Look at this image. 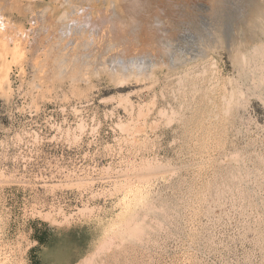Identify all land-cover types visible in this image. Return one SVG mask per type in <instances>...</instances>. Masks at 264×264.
<instances>
[{
    "label": "rangeland",
    "instance_id": "rangeland-1",
    "mask_svg": "<svg viewBox=\"0 0 264 264\" xmlns=\"http://www.w3.org/2000/svg\"><path fill=\"white\" fill-rule=\"evenodd\" d=\"M84 1L0 0V13L9 24L0 32V264H30L33 229L41 223L80 231L82 243L90 244L85 258L92 264H264V95H260L264 94V0H218V4L217 0H199L200 4L198 0H150L148 9L145 5L125 13V18L120 14L124 27L118 23L116 27L122 32L114 29L119 36L125 33L124 39L109 31L115 27L110 22L91 31V38L89 32L80 33L71 24L70 33L60 38L59 28L70 23L75 3L89 6ZM113 1L97 0L96 16L102 10L104 19L117 18L109 8ZM149 8L151 12H147ZM204 9L208 11L202 12ZM206 13L214 14L213 18ZM257 18L263 20L262 26ZM157 28H164L162 40L168 38L161 47L149 40L152 29ZM106 30L109 33L105 34ZM89 38L92 42L86 40ZM83 41L88 42V48ZM103 42L110 47L102 46L106 45ZM239 48L245 59L235 56ZM116 69L125 70V77L119 78ZM244 75L248 77L245 82ZM227 184L234 186L228 188ZM130 186L140 187L145 205L152 204L147 210L142 203L134 205L137 213L129 215L128 227L135 225L143 234L137 232L139 239H133L129 232L130 239L128 227L122 223L120 227L126 229H120L122 235L118 231L104 240L105 228L122 210L124 195L125 199H136L137 191ZM98 246H104L103 251Z\"/></svg>",
    "mask_w": 264,
    "mask_h": 264
},
{
    "label": "bare ground",
    "instance_id": "bare-ground-1",
    "mask_svg": "<svg viewBox=\"0 0 264 264\" xmlns=\"http://www.w3.org/2000/svg\"><path fill=\"white\" fill-rule=\"evenodd\" d=\"M86 1L89 2V4H88L89 6H86V5H80V4L76 5V3H75V5H74V9H71V10H73L72 12H73V15H74V16H73L72 18H69V22H70V23H68V24H67V23H63L64 26L62 25V27H66V28H59V29H61V35L59 36L60 38H62L66 33L68 34V32H69L68 30L72 27L71 24H73L74 27L78 28V29L80 30V33H81V31H82V32H89V33H88V35H89V34H92V33L95 31V28H96V27H98V28L100 27L99 29H101V27H102L104 24H106L107 22H110V23H111L113 26H115V27H113L112 29L109 27V28L111 29V30H109V31H110V32H114V33L116 34L115 31L119 30V27H118V29H117L116 24H117V26H118V23H119V24H120V23L123 24V22H122V20H121V18H120V14H121V13L123 14V16H121V17H124L125 13H128V12L130 13V12H133V11H137L139 8H141V7H143V6L145 7V5H147V6H146L147 9H148L149 6H151V4L148 5V2H149L150 0H123V1H122V0H117V1L114 0V1L112 2V6L109 7V8H110V10L113 11V13H114L113 15H115L117 18H115V17L113 16V17H112V20H110V19L108 20V19H104V18L102 17V15H101L102 13L100 12V11H102V10H100V11L97 13V16H96V13H95V9H94V7L97 6V2H96L97 0H96V1H95V0H86ZM86 1H84L83 3H85ZM104 1H105V0H104ZM110 1H112V0H110ZM118 1H121V3L119 2V4H117ZM158 1H160V0H158ZM166 1H168V0H166ZM170 1H171V0H170ZM170 1H169V2H170ZM198 1H199V0H198ZM198 1H197V2H198ZM222 1H224V0H222ZM222 1H221V2H222ZM225 1H226V0H225ZM229 1H230V0H229ZM229 1H228V3H229ZM234 1H235V0H234ZM240 1H243V2H244V0H240ZM6 2H7V1H6ZM93 2H94V3H93ZM101 2H102V1H101ZM152 2H153V1H152ZM175 2H176V1H175ZM211 2H212V1H211ZM215 2H217V4H218V0L215 1ZM219 2H220V1H219ZM231 2H232V1H231ZM231 2H230V4H231ZM235 2H239V1H235ZM235 2H234V4H235ZM245 2H246V1H245ZM245 2H244V3H245ZM66 3H68V2H66ZM154 3H155V2H154ZM185 3H186V2H185ZM206 3H207V2H206ZM225 3H227V2H225ZM225 3H224V4H225ZM228 3H227V4H228ZM241 3H242V2H241ZM241 3H239V4L241 5ZM262 3H264V2H262ZM13 4H14V3H13ZM30 4H31V3H30ZM60 4H61V3H60ZM159 4H160V2H159ZM159 4H158V5H159ZM188 4H189V3H188ZM199 4H200V1H199ZM203 4H204V2H203ZM210 4H211V3H210ZM221 4H222V3H221ZM224 4H222V5H224ZM239 4H238V5H239ZM256 4H257V3H256ZM72 5H73V4H72ZM72 5H71V6H72ZM79 5H80V6H79ZM98 5H99V4H98ZM108 5H110V3H109ZM108 5H107V6H108ZM155 5H156V4H154L153 6H155ZM167 5H168V4H167ZM222 5H221V6H222ZM235 5H236V4H235ZM235 5H234V6H235ZM244 5H245V4H244ZM8 6H9V5H8ZM24 6H25V5H24ZM101 6H102V5H101ZM107 6H105V7H107ZM160 6H161V5H160ZM160 6H159V7H160ZM205 6H206V4H205ZM217 6H220V5H217ZM217 6H216V7H217ZM225 6H227V5H225ZM242 6H243V4H242ZM256 6H257V5H256ZM256 6H255V7H256ZM14 7L16 8V6H14ZM144 7H143L142 9H144ZM155 7H156V6H155ZM157 7H158V6H157ZM159 7H158V8H159ZM170 7H171V6H170ZM207 7H208V6H207ZM228 7H229V6H228ZM228 7H227V8H228ZM239 7H240V6H239ZM11 8H13V7H11ZM20 8H21V7H20ZM101 8L104 9V6H102ZM146 8H145V11L147 10ZM150 8H151V7H150ZM150 8H149V10H148L147 12H149V11L152 9V8H151V9H150ZM162 8H163V7H162ZM182 8H184V7H182ZM203 8H204V5H203ZM205 8H206V7H205ZM219 8H220V7H219ZM222 8H225V9H226V7H224V6H223ZM222 8H221V10H222ZM230 8H235V7L232 6V7H230ZM241 8H242V7H241ZM9 9H10V7H9ZM97 9H98V7H97ZM97 9H96V10H97ZM105 9H106V8H105ZM166 9H167V8H166ZM197 9H198V8H197ZM208 9H209V8H208ZM225 9H223V10H225ZM235 9H236V8H235ZM262 9H264V6H263ZM107 10H108V8H107ZM182 10H183V9H182ZM216 10H217V9H216ZM223 10H222V11H223ZM228 10H229V9H228ZM230 10H231V9H230ZM232 10H233V9H232ZM238 10H239V9H238ZM97 11H98V10H97ZM145 11H144V12H145ZM169 11H170V10H169ZM171 11H172V10H171ZM184 11H185V10H184ZM200 11H201V10H200ZM204 11H208V10L204 9L202 12H204ZM222 11H221V12H222ZM236 11H237V10H236ZM242 11H243V9H242ZM242 11H241V12H242ZM256 11H257V10H256ZM262 11H263V10H262ZM0 12H1V11H0ZM64 12H65V10H64ZM64 12L61 14V15L64 14L62 17L65 16V13H64ZM141 12H143V11H141ZM141 12H140V13H141ZM144 12H143V14H144ZM150 12H151V11H150ZM153 12L156 13V11H153ZM210 12H211V11H210ZM210 12H207V13L210 14ZM219 12H220V11H219ZM225 12H226V11H225ZM234 12H235V11H234ZM263 12H264V11H263ZM44 13H45V12H44ZM66 13H67V12H66ZM134 13H135V12H134ZM155 13H154V15H155ZM157 13H158V12H157ZM159 13H160V12H159ZM169 13H170V12H169ZM172 13H173V12H172ZM182 13H183V12H182ZM190 13H191V12H190ZM194 13H195V12H194ZM194 13H193V14H194ZM199 13H200V12H199ZM207 13H206V16H208ZM213 13L215 14V11H214ZM232 13H233V12H232ZM259 13H260V12H259ZM261 13H262V12H261ZM0 14H1V13H0ZM41 14H42V13H41ZM67 14H68V13H67ZM70 14H71V12H70ZM136 14H138V13H136ZM143 14H142V15H143ZM146 14H147V13H146ZM146 14H144V15H146ZM173 14H176V13L174 12ZM177 14H179V13H177ZM202 14H203V13H202ZM214 14H212V15H214ZM223 14H224V13H223ZM61 15H60V16H61ZM68 15H69V14H68ZM68 15H67V16H68ZM99 15H100V16H99ZM111 15H112V14H111ZM127 15H128V14H127ZM148 15H149V14H148ZM148 15H147V16H148ZM150 15H151V14H150ZM154 15H152V17H153ZM170 15H171V14H170ZM204 15H205V14H204ZM212 15H211V16H212ZM227 15H228V13H227ZM236 15H237V14H236ZM241 15H242V14H241ZM249 15L252 16V13L249 14ZM249 15H248L247 17H249ZM255 15L258 16V14H255ZM260 15H261V14H260ZM40 16H41V15H40ZM98 16L100 17L99 19L97 18ZM135 16H136V15H135ZM137 16H138V15H137ZM139 16H140V14H139ZM160 16H161V15H160ZM163 16H164V18H165V15H164V14H163ZM188 16H189V15H188ZM211 16L209 15L208 17H211ZM243 16H244V15H243ZM243 16H242V17H243ZM253 16H254V15H253ZM262 16H263V13H262ZM262 16H259V17L261 18ZM36 17H37V16H36ZM42 17H43V16H42ZM62 17H61V18H62ZM95 17H96V18H95ZM125 17H126V16H125ZM125 17H124V18H125ZM130 17H131V16H129V18H130ZM150 17H151V16H150ZM155 17H156V16H155ZM155 17H154V18H155ZM170 17H171V16H170ZM215 17H216V16H215ZM229 17H230V18H234L235 16H234V17H231V16L229 15ZM247 17H246V18H247ZM56 18H57V17H56ZM56 18H55V19H56ZM58 18H60V17H58ZM64 18H65V17H64ZM64 18H62V19L64 20ZM94 18L97 19V20H95ZM105 18H106V16H105ZM110 18H111V17H110ZM124 18H123V19H124ZM129 18H128V19H129ZM147 18L149 19V17H147ZM156 18H158V17H156ZM180 18H181V17H180ZM185 18H186V17H185ZM198 18H199V17H198ZM205 18H206V17H205ZM211 18H213V17H211ZM218 18H219V17H218ZM236 18H237V17H236ZM254 18H256V17H254ZM260 18H259V20H260ZM47 19H48V21H50V17H49V18L47 17ZM66 19H67V18H66ZM66 19H65V20H66ZM100 19H101V20H100ZM133 19H134V18H133ZM160 19H163V18L160 17ZM222 19H223V18H222ZM241 19H242V18H241ZM247 19H248V18H247ZM247 19H246V20H247ZM251 19H252V18H251ZM251 19H250V20H251ZM263 19H264V16H263ZM11 20H12V19H11ZM11 20H10V21H11ZM29 20H30V19H29ZM33 20H34V19H33ZM56 20H57V19H56ZM149 20H150V19H149ZM151 20H152V18H151ZM165 20H166V18H165ZM174 20H176V19H174ZM218 20H219V19H218ZM229 20H230V19H229ZM234 20H235V19H234ZM238 20H239V19H238ZM242 20H243V19H242ZM244 20H245V19H244ZM248 20H249V19H248ZM248 20H247V22H249ZM255 20H256V22H258V23H259L260 21H262V23H259V25L261 24V26H262V24H263V20L257 21L258 18L255 19ZM36 21H37V20H36ZM59 21H60V20H59ZM124 21H125V20H124ZM127 21H128V20H127ZM127 21H126V22H127ZM132 21H135V20H132ZM146 21H147V20H145V24H147ZM162 21H163V20H162ZM162 21H161V22H162ZM167 21H169V20H167ZM172 21H173V20H172ZM179 21H180V20H179ZM182 21H183V20H182ZM200 21H202V20L199 19V22H200ZM216 21H217V20H216ZM252 21H254V20L252 19ZM151 22H152V21H151ZM157 22H159V18H158ZM190 22H191V21H190ZM196 22H197V21H196ZM212 22H213V21H212ZM233 22H234V21H233ZM53 23H54V22H53ZM128 23H129V22H128ZM136 23H137V22H136ZM143 23H144V22H143ZM152 23H153V22H152ZM159 23H160V22H159ZM159 23H158V24H159ZM182 23H183V22H182ZM184 23H185V22H184ZM194 23H195V21H194ZM225 23H227V22H225ZM225 23H224V24H225ZM242 23H243V22H242ZM249 23H251L250 26L253 24L252 22H249ZM254 23H255V22H254ZM258 23H257V24H258ZM10 24H11V22H10ZM25 24H26V23H25ZM66 24H67V25H66ZM125 24H127V23H125ZM129 24H130V23H129ZM150 24H151V23H150ZM169 24H171V23L169 22ZM200 24H201V23H200ZM224 24H223V25H224ZM231 24H232V23H231ZM246 24H247V23H246ZM255 24H256V23H255ZM154 25H155V24H154ZM162 25H163V24H162ZM165 25H166V24H165ZM174 25H175V24H174ZM179 25H181V24L179 23ZM203 25H204V24H203ZM247 25H248V24H247ZM259 25H258V26H259ZM8 26H9V24H8L7 20H6V19L2 16V14H1V16H0V32H2L1 29H6ZM42 26H43V25H42ZM42 26H41V27H42ZM46 26H47V25H46ZM59 26H60V25H59ZM59 26H58V27H59ZM107 26H109V25H107ZM110 26H111V25H110ZM134 26H135V23H134ZM137 26H139V23H137ZM142 26H143V25H142ZM142 26H141V28H142ZM145 26H146V25H144V28H145ZM147 26H148V24H147ZM149 26H150V25H149ZM152 26H153V25H151V28H152ZM156 26H157V24H156ZM159 26H161V25H159ZM208 26H209V25H208ZM225 26H226V25H225ZM250 26H249V27H250ZM254 26H255V25H254ZM41 27H40V28H41ZM50 27H51V26H50ZM58 27L56 26L55 29H57ZM68 27H69V28H68ZM123 27H124V24L121 25L120 28H123ZM132 27H133V26H132ZM153 27H154V26H153ZM198 27H199V26H198ZM200 27H201V26H200ZM203 27H204V26H203ZM206 27H207V26H206ZM206 27H205V28H206ZM223 27H224V26H223ZM249 27H248V28H249ZM252 27H253V26H252ZM255 27H257V26H255ZM76 28H75V29H76ZM114 28H116L117 30H115ZM130 28H131V27H130ZM133 28H134V27H133ZM133 28H132V29H133ZM141 28H140V31H141ZM148 28H149V27H148ZM151 28H149V29H151ZM154 28H155V27H154ZM165 28H167V27H165ZM173 28H174V27H173ZM196 28H197V27H196ZM36 29H37V28H36ZM47 29H48V28H47ZM75 29H73V30H75ZM134 29H135V28H134ZM137 29H138V27H136V30H135V31L138 32L139 29H138V30H137ZM157 29H158V28H157ZM161 29L163 30L164 28H161ZM161 29H158V30L152 29V32H151L150 30L147 31V32H149V33H150V32L152 33V35L150 34L151 37L149 38V40H155V41H157V42L159 43V45H158L159 47H161L160 43H161L162 41H163L162 43H164V40L168 39V38H166V39L162 40L163 37H162V33H161L162 31H161ZM175 29H176V28H175ZM200 29H201V28H200ZM202 29H203V28H202ZM209 29H210V28H209ZM257 29H258V27H257ZM257 29H255V30H257ZM259 29H260V28H259ZM262 29H263V28H262ZM34 30H35V29H34ZM41 30H42V29H41ZM49 30H50V29H49ZM112 30H113V31H112ZM124 30H125V29H124ZM146 30H147V28H146ZM153 30H154V31H153ZM168 30H170V29H168ZM210 30H211V29H210ZM249 30H250V29H249ZM263 30H264V29H263ZM38 31H39V30H38ZM45 31H46V28H45ZM66 31H67V32H66ZM91 31H92V33H91ZM128 31H129V30H128ZM132 31H133V30H132ZM132 31H131V32H132ZM135 31H133V33H134ZM211 31H212V30H211ZM252 31H253V29H252ZM259 31H260V30H259ZM29 32H30V31H29ZM72 32H73V31H72ZM75 32L77 33L78 30H75ZM106 32H108V31L106 30V31H105V34H106ZM118 32H122V31L119 30ZM118 32H117V33H118ZM123 32H124V31H123ZM145 32H146V31H145ZM214 32H215V31H214ZM9 33H10V32H9ZM27 33H28V32H27ZM69 33H70V32H69ZM76 33H74V34H76ZM98 33H99V32H98ZM108 33H109V32H108ZM141 33H142V32H141ZM149 33H148V34H149ZM200 33H201V32H200ZM212 33H213V31H212ZM255 33H258V32H255ZM261 33H262V32H261ZM263 33H264V32H263ZM58 34H59V33H58ZM58 34H57V35H58ZM99 34H100V33H99ZM99 34H98V35H99ZM105 34H104V35H105ZM112 34H113V33H112ZM122 34L124 35L125 33H122ZM129 34H130V33H129ZM134 34H135V33H134ZM136 34H137V33H136ZM138 34H139V33H138ZM138 34H137V37H138ZM204 34L207 35V31H206V33H204ZM216 34H217V33H216ZM219 34H220V32H219ZM22 35H23V34H22ZM28 35H29V33H28ZM85 35H86V34H85ZM88 35H86V36H88ZM94 35H96V32L94 33ZM102 35H103V34H102ZM116 35H117V34H116ZM116 35H113V36H116ZM123 35H122V36L120 35L121 37H120L119 35H117V36H119L120 38H123V39H124V36H123ZM130 35H131V34H130ZM130 35H129V37H130ZM140 35H141V34H140ZM142 35H143V34H142ZM144 35H145V37H146V34H144ZM177 35H178V34H177ZM200 35H202V34H200ZM206 35H204L203 38H206ZM210 35H211V34H210ZM255 35H257V34H255ZM0 36H1V34H0ZM19 36H20V34H19ZM35 36H36V35H35ZM37 36H38V35H37ZM50 36H51V35H50ZM61 36H62V37H61ZM89 36H90V35H89ZM89 36H88V37H89ZM91 36H92V35H91ZM91 36H90V38H91ZM96 36H97V35H96ZM96 36H95V37H96ZM105 36H106V35H105ZM105 36H104V37H105ZM110 36H111V33H110ZM113 36H111V38H114V39H115V37H113ZM134 36H135V35H134ZM170 36H171V35H170ZM170 36H169V37H170ZM45 37H46V36H45ZM79 37H80V35H79ZM101 37H103V36H101ZM129 37H128V38H129ZM140 37H141V36H140ZM148 37H149V35H148ZM164 37H165V36H164ZM224 37H225V36H224ZM15 38H16V37H15ZM57 38H58V37H57ZM73 38H74V37H73ZM73 38H72V39H73ZM90 38H89V40H88V39H86V40L92 42V40H90ZM99 38H100V37H99ZM106 38H109V37H108V34H107ZM111 38H110V41H111ZM128 38H127V43H128ZM170 38H171V37H170ZM179 38H180V37H179ZM214 38H215V37H214ZM247 38H248V37H247ZM2 39H3V38H2ZM4 39H5V38H4ZM49 39H50V38H49ZM52 39H53V38H52ZM63 39H64V37H63ZM63 39H62V40H63ZM77 39H78V37H77ZM84 39H85V38H84ZM102 39H103V38H102ZM118 39H119V38H118ZM125 39H126V38H125ZM132 39H134V38H132ZM137 39H138V38H137ZM142 39H143V38L141 37V40H142ZM146 39H147V38H146ZM252 39H253V36H252ZM17 40H19V39H17ZM17 40H16V41H17ZM44 40H45V39H44ZM69 40H70V39H69ZM105 40H108V39H105ZM112 40H113V39H112ZM139 40H140V39H139ZM213 40H214V39H213ZM246 40H247V39H246ZM249 40H250V39H249ZM24 41H25V40H24ZM39 41H40V40H39ZM49 41H50V40H49ZM54 41H55V40H54ZM72 41H74V40H72ZM87 41H86V42H87ZM110 41H109V42H110ZM116 41H117V39H116ZM119 41H120V39H119ZM119 41H118V42H119ZM166 41H167V40H166ZM251 41H252V40H251ZM44 42H45V41H44ZM56 42H57V41H55V45H56ZM60 42H61V41H60ZM83 42H85V41H83ZM83 42H82V44H83ZM86 42H85V43H86ZM104 42H105V41H104ZM104 42H103V43H104ZM112 42H113V43H112ZM112 42H111V44H114V41H112ZM125 42H126V41H125ZM125 42H124V43H125ZM147 42H148V41H147ZM147 42H146V44H147ZM263 42H264V41H263ZM263 42L261 41L260 43H263ZM22 43H23V42H22ZM45 43H46V42H45ZM48 43H49V42H48ZM71 43H72V42H71ZM85 43H84V44H85ZM87 43H88V42H87ZM87 43H86V45H84V47L88 45ZM96 43H97V41H96ZM103 43H101V44H103ZM135 43H136V42H135ZM135 43H134V44H135ZM137 43H139V41H138ZM142 43H143V42H142ZM247 43H248V42H247ZM247 43H246V46H247ZM256 43H257V42H256ZM260 43H259V44H256V45H260ZM51 44H53V42H52ZM59 44H60V43H59ZM101 44H100V46H99L100 48H101ZM104 44H106V43H104ZM116 44H117V42H116ZM116 44H114V46H115ZM118 44H120V43H118ZM149 44H150V43H149ZM188 44H189V43H188ZM239 44H240V43H239ZM47 45H48V44H47ZM47 45H46V47H47ZM53 45H54V44H53ZM53 45H52V46L50 45V48H51V47L53 48ZM97 45H98V44H96V47H97ZM122 45H123V44H122ZM128 45H129V44H128ZM136 45H137V44H136ZM141 45H142V44H141ZM151 45L153 46V44H151ZM151 45H150V46H151ZM154 45L156 46L157 44L155 43ZM243 45H244V44H243ZM44 46H45V45H44ZM58 46H59V45H58ZM65 46H67V45H65ZM93 46H94V45H93ZM102 46L110 47V46H108V44H106V45H102ZM118 46H119V45H118ZM130 46L132 47V45H130ZM139 46H140V45H139ZM152 46H151V47H152ZM235 46H236V45H235ZM239 46H240V45H239ZM54 47H55V46H54ZM112 47H113V46H112ZM112 47H111V48H112ZM124 47H125V46H124ZM201 47H202V46H201ZM205 47H206V46H205ZM241 47H242V43H241ZM253 47H254V46H253ZM257 47H259V46H257ZM260 47H261V46H260ZM55 48H56V47H55ZM87 48H88V46H87ZM111 48H110V49H111ZM128 48H129V47H128ZM140 48H141V47H140ZM154 48H155V47H154ZM154 48H153V49H154ZM162 48H163V46H162ZM162 48H159V49H161V51H162ZM164 48H165V47H164ZM164 48H163V49H164ZM167 48H168V47H167ZM246 48H247V47H246ZM250 48H251V47H250ZM263 48H264V47H263ZM60 49H61V48H60ZM62 49H64V48L62 47ZM81 49H82V47L80 48V50H81ZM91 49H92V48H91ZM96 49H97V48H95V50H96ZM122 49H124V48H122ZM129 49H130V48H129ZM150 49H151V48H150ZM153 49H152V50H153ZM156 49L158 50L157 47H156ZM46 50H47V49H46ZM49 50H50V49H49ZM49 50H48V52H49ZM82 50H83V49H82ZM82 50H81V51H82ZM106 50H107V48H106ZM108 50H109V49H108ZM108 50H107V51H108ZM112 50H114V49H112ZM168 50H169V49H168ZM237 50H238V49H236V51H237ZM259 50H262V48L258 49V51H259ZM58 51H59V50H58ZM114 51H115V50H114ZM123 51H124V50H123ZM131 51H133V48L131 49ZM140 51H141V50H140ZM148 51H149V50H148ZM161 51H160V52H161ZM164 51L168 52V51L165 50V49H164ZM204 51H205V50H204ZM218 51H219V50H218ZM236 51H235V56L237 57V55L239 54V57L241 58V56L243 55V53H242L243 51H240V48H239V51H240V52L237 51V52H238V53H237ZM96 52H97V51H96ZM98 52H99V54H100V53H103L104 50H102L101 52H100V51H98ZM120 52H121V51H120ZM136 52H137V51H136ZM138 52H139V50H138ZM144 52H145V51H144ZM153 52H154V51H153ZM169 52H171V51H169ZM194 52H195V51H194ZM247 52H248V50H247ZM259 52H260V51H259ZM261 52H263V50H262ZM261 52H260V53H261ZM49 53H50V52H49ZM55 53H56V52H55ZM61 53H62V52H61ZM77 53H78V52H77ZM80 53H81V52H80ZM80 53H79V55H80ZM89 53H90V52H89ZM91 53L94 54L93 52H91ZM124 53H125V52H124ZM141 53H142V52H141ZM146 53H147V52H146ZM158 53H159V51H158ZM171 53H172V52H171ZM202 53H203V52H202ZM204 53H205V52H204ZM240 53H242V54L240 55ZM245 53H246V52H245ZM99 54H98V55H99ZM117 54H118V52H117ZM151 54L155 55V53H152V52H151ZM168 54H169V53H168ZM205 54H206V53H205ZM236 54H237V55H236ZM250 54L252 55V53H250ZM255 54H256V53H255ZM262 54H264V53H262ZM262 54H260V55L263 56ZM70 55H71V54H70ZM74 55H75V56H72V57H76L77 54H74ZM89 55H91V54H89ZM96 55H97V54H96ZM104 55H105V54H104ZM106 55H107V54H106ZM109 55H110V53H109ZM128 55H129V54H128ZM130 55H132V54H130ZM133 55H134V54H133ZM148 55H149V54H148ZM158 55H159V54H158ZM172 55H173V54H172ZM244 55H245V54H244ZM251 55H249V59H250V56H251ZM55 56H56V55H55ZM58 56H59V55H58ZM77 56H78V55H77ZM84 56H85V55H84ZM84 56H83L82 58H84ZM91 56H92V55H91ZM100 56H101V55H100ZM144 56H145V55H144ZM161 56H162V55H161ZM166 56H167V55H166ZM235 56H234V57H235ZM257 56H258V55H256V60H257ZM56 57H57V56H56ZM69 57H70V56H69ZM72 57H71L70 59H72ZM89 57H90V56H89ZM96 57H98V56H96ZM96 57H95V58H96ZM110 57H111V56H110ZM110 57H109V58H110ZM168 57H169V55H168ZM209 57H210V56H209ZM236 57H235V58H236ZM246 57H247V56H246ZM252 57H255V56H252ZM66 58H67V57H65L64 60H67ZM98 58H100V57H98ZM105 58H106V57H105ZM107 58H108V56H107ZM107 58H106V59H107ZM115 58H116V57H115ZM133 58H134V57H133ZM160 58H161V57H160ZM166 58H167V57H166ZM188 58H189V57H188ZM237 58H238V57H237ZM242 58L245 59L243 56H242ZM62 59H63V58H62ZM62 59H60V60H62ZM76 59H77V57H76ZM96 59H97V58H96ZM100 59H101V58H100ZM111 59H112V58H111ZM156 59H157V58H156ZM177 59H178V58H177ZM205 59H206V58H205ZM238 59H239V58H238ZM246 59H248V58H246ZM252 59H253V58H252ZM258 59H259V58H258ZM82 60H83V59H82ZM85 60H86V59H85ZM85 60H84V61H85ZM97 60H98V59H97ZM107 60H108V59H107ZM167 60H168V59H167ZM190 60H191V59H190ZM231 60H232V59H231ZM235 60H236V59H235ZM241 60H242V59H240V61L238 60L240 64L243 63V61H241ZM253 60H254V59H253ZM62 61H63V60H62ZM68 61H69V58H68ZM73 61H74V59L71 60L72 63H73ZM78 61H79V60H78ZM86 61H87V60H86ZM100 61H101V60H100ZM109 61H111V60H109ZM201 61H203V60L201 59ZM236 61H237V60H236ZM244 61H245V60H244ZM247 61H249V60H247ZM261 61H262V60H261ZM66 62H67V61H66ZM66 62H65L64 65L67 64ZM103 62H104V61H103ZM168 62H169V61H168ZM181 62H182V61H181ZM205 62H206V61H205ZM59 63H60V61H59ZM59 63H58V65H59ZM72 63H71V64H72ZM109 63H110V62H109ZM109 63H108V64H109ZM128 63H129V62H127V65L130 64V63H129V64H128ZM183 63H184V61H183ZM203 63H204V62H203ZM236 63H237V62H236ZM239 63H238V66H239ZM249 63H250V62H249ZM60 64H61V63H60ZM62 64H63V63H62ZM73 64H74V63H73ZM89 64H91V63H89ZM103 64H104V63H103ZM152 64H153V62H152ZM204 64H205V63H204ZM232 64H233V63H232ZM251 64H252V60H251ZM81 65H82V64H81ZM109 65H110V64H109ZM118 65H119V64H118ZM175 65H176V64H175ZM59 66H60V65H59ZM67 66H68V65H67ZM70 66H71V65H70ZM136 66H139V65H136ZM201 66H202V65H201ZM238 66L236 65V67H238ZM242 66H244V65H242ZM258 66H259V65H258ZM57 67H58V66H57ZM71 67L73 68V66H71ZM86 67H87V66H86ZM104 67H105V66H104ZM120 67H121V66H120ZM120 67H119V69H120ZM131 67H132V66H131ZM144 67H146V66H144ZM148 67H149V65H148ZM148 67H146V68H148ZM202 67H203V66H202ZM233 67H234V66H233ZM250 67H251V66H250ZM254 67H255V66H254ZM78 68H79V67H78ZM80 68H81V67H80ZM80 68H79V69H80ZM89 68H90V67H89ZM101 68H102V67H101ZM111 68H112V67H111ZM136 68H137V67H136ZM252 68H253V66H252ZM68 69H69V68H68ZM103 69H104V68H103ZM112 69H113V68H112ZM117 69H118V66H117ZM117 69H116V70H117ZM122 69H123V68H122ZM122 69L119 70V71H118V70H117V71L115 70L117 74H120V77H119V78H121V77H122V78L125 77V76H123V75H125V74L123 73L125 70L123 71ZM126 69H127V68H126ZM144 69H145V68H144ZM152 69H153V68H152ZM235 69H238V68H235ZM240 69H242V68H240ZM139 70H141V69H139ZM204 70H205V69H204ZM244 70H245V69H244ZM246 70H247V69H246ZM255 70H256V69H255ZM69 71H70V70H69ZM74 71H75V70H74ZM83 71H84V70H82V72H83ZM88 71H89V70H88ZM121 71H122V72H121ZM144 71L146 72V70H144ZM213 71H214V70H213ZM239 71H240V70H239ZM248 71H249V70H248ZM250 71H251V69H250ZM89 72H90V71H89ZM98 72H99V71H98ZM126 72H127V71H126ZM236 72H237V70H236ZM236 72H235V73H236ZM244 72H245V71H244ZM252 72H253V71H252ZM78 73H79V72H78ZM85 73H86V72H85ZM183 73H184V72H183ZM238 73H239V72H237V74H238ZM253 73H254V72H253ZM253 73H252V74H253ZM83 74H84V73H83ZM112 74H113V73H112ZM114 74H115V73H114ZM114 74H113V75H114ZM117 74H115V76H116ZM243 74H244V73H243ZM245 74H247V73L245 72ZM247 75H248V74H247ZM260 75H261V74H260ZM79 76H80V75H79ZM238 76H239V75H238ZM245 76H246V75H244V82H245V78H246ZM248 76H250V75H248ZM116 77H117V80H118V76H116ZM240 77H241V76H240ZM236 78H237V77H236ZM242 78H243V77H242ZM242 78H241V79H242ZM255 78H256V76H255ZM255 78H254V79H253V78H252V79L249 78V79H250V81H251V80H254V81H255ZM257 78H258V76H257ZM238 79H239V78H238ZM241 79H240V80H241ZM246 79H248V77H247ZM258 79H259V78H258ZM260 79H262V78H260ZM113 80H114V79H113ZM117 80H116V81H117ZM228 80H229V79H228ZM229 81H230V80H229ZM237 81H238V80H237ZM242 81H243V80H242ZM263 81H264V80H263ZM121 82H122V81H121ZM123 82H124V81H123ZM235 82H236V81H235ZM246 82H247V80H246ZM259 82H260V81H259ZM233 83H234V82H233ZM240 83H241V82H240ZM240 83H239V84H240ZM261 83H262V80H261ZM216 84H217V81H216ZM226 84H227V83H226ZM228 84H229V83H228ZM237 84H238V82H237ZM245 84H246V83H245ZM247 84H248V83H247ZM250 84H251V83H250ZM253 84H255V83L253 82ZM209 85H210V84H209ZM258 85H259V83H258ZM242 86H243V84H242ZM245 86H246V89H247V85H245ZM253 86H255V85H253ZM256 86H257V82H256ZM230 87H231V86H230ZM239 87H240V86H239ZM257 87H258V86H257ZM184 88H185V87H184ZM224 88H226V86H225ZM234 88H235V87H234ZM241 88H242V87H241ZM241 88H240V89H241ZM232 89H233V87H232L231 89H229V90L231 91ZM237 89H238V88H237ZM248 89H249V90H253V87H252V89H250V88L248 87ZM255 89H256V87H255ZM222 90H224V89H222ZM234 91L236 92V90H234ZM243 91H244V89H243ZM254 91H255V90H254ZM241 92H242V90H241ZM222 93H224V92H222ZM232 93H233V91H232ZM260 93H261V91H260ZM233 94H234V93H233ZM239 94H241V93H239ZM244 94H245V93H244ZM254 94H256V93L254 92ZM257 94H258V91H257ZM222 95H223V94H221V96H222ZM224 95H227V94H224ZM234 95H235V94H234ZM236 95H237V94H236ZM242 95H243V92H242ZM245 95H246V94H245ZM260 95H264V94L261 93ZM229 97H230V94H229ZM229 97H228V99H229ZM236 97H237V96H236ZM261 97H263V96H261ZM224 98H225V97H224ZM233 98H234V97H233ZM237 98H240V97H237ZM242 98H243V97H241L240 99L242 100ZM126 99H127V98H126ZM128 99H129V98H128ZM228 99H226V101H228ZM263 99H264V97H263ZM231 100H232V99H231ZM241 100H240V101H241ZM244 100H245V99H244ZM125 101H126V100H125ZM223 101H224V100H223ZM234 101H235V100H234ZM236 101H237V100H236ZM129 102H131V101L129 100ZM221 102H222V101H221ZM229 102H230V101H228V103H229ZM232 102H233V101H232ZM241 103H242V102H241ZM243 103H246V102L243 101ZM126 104H127V103H126ZM130 104H131L130 106H133V105H134V104L132 105V103H130ZM127 105H128V104H127ZM222 105H223V104H222ZM227 105H228V104H226V107L228 108ZM229 105H231V104H229ZM130 106H129V108H130ZM126 107H127V106H126ZM126 107H125V108H126ZM222 107H223V106H222ZM129 108H128V109H129ZM131 108H132V107H131ZM227 108H226V109H227ZM132 109H133V108H132ZM222 109H223V108H222ZM228 109H229V108H228ZM229 110H230V109H229ZM126 111H127V108H126ZM159 111H161V110H159ZM142 112H143V111H142ZM160 113H161V112H160ZM140 114H143V113H140ZM220 132H221V131H220ZM235 154L237 155V153H235ZM230 156H231V158H232V155H230ZM238 156H239V154H238ZM238 156H236V157H238ZM240 156H241V155H240ZM240 156H239V157H240ZM242 156H243V155H242ZM236 157H234V159H237ZM240 158L242 159V157H240ZM259 159H260V158H259ZM145 160H147V159H145ZM231 160L233 161V159H231ZM237 160H239V159H237ZM243 160H244V159H242V161H243ZM262 160H263V159H262ZM226 161H227V160H226ZM234 161L237 162L236 160H234ZM260 161H261V160H260ZM145 162H146V161H145ZM145 162H144V163H145ZM239 162H240V161H239ZM239 162H237V163H239ZM262 162L264 163V161H262ZM150 163H151V162H150ZM230 163H231V162H230ZM232 163H233V162H232ZM240 163H241V162H240ZM242 163H243V162H242ZM244 163H245V162H244ZM142 164H143V161H142ZM146 164H148V162H146ZM146 164H144V165H145L144 168L147 167ZM151 165H152V164H150V166H151ZM231 165H232V164H231ZM234 165H235V163H234ZM148 166H149V164H148ZM235 166L238 167V164L235 165ZM235 166H234V167H235ZM245 166H246V165H245ZM245 166H244V167H245ZM262 166H263V165H262ZM133 167H135V166H133ZM151 167L153 168V166H151ZM234 167H232V168H234ZM239 167H241V166L239 165ZM242 167H243V166H242ZM135 168H137V170H138V167H135ZM135 168H134V170H135ZM139 168H140V167H139ZM152 168H151V169H152ZM257 168L259 169V167H257ZM257 168H256V170H258ZM140 169H141V168H140ZM149 169H150V168H149ZM237 169H238V168H237ZM242 169H243V168H241V170H242ZM144 170H145V169H144ZM221 170H222V167H221ZM234 170H235V169H234ZM239 170H240V169H239ZM239 170H238V171H239ZM247 170H249V169H247ZM138 171H139V170H138ZM224 171H225V170H224ZM235 171H236V170H235ZM244 171H245V169H244ZM252 171H253V170H252ZM135 172H136V171H135ZM135 172H133V173H135ZM245 172H246V171H245ZM245 172H244V173H245ZM247 172H248V171H247ZM250 172H251V171H250ZM255 172H256V171H255ZM259 172H260V171H259ZM259 172H258V173H259ZM141 173H142V171H141ZM222 173H224V172H222ZM248 173H249V172H248ZM139 174H140V172H139ZM145 174H146V173H145ZM219 174H220V173H219ZM224 174H225V173H224ZM224 174H223V175L220 174L221 177H224V178H225ZM227 174H229V173L227 172ZM237 174H238V173H237ZM237 174H236V175H237ZM249 174H250V176H251V173H249ZM259 174H260V173H259ZM140 175H141V174H140ZM140 175H139V176H140ZM142 175H143V173H142ZM142 175H141L140 177H142ZM246 175H247V173H246ZM252 175H253V174H252ZM254 176H255V175H254ZM254 176H253V177H254ZM230 177H232V175H231ZM244 177H245V176H244ZM244 177H243V178H244ZM247 177H248V176H247ZM257 177H259V176H257ZM143 178H144V177H143ZM234 178H236V176H234ZM237 178H238V177H237ZM237 178H236V179H237ZM245 178H246V177H245ZM245 178H244V179H245ZM219 179H220V178H219ZM227 179L229 180V178H227ZM232 179H233V178H232ZM232 179H231V180H232ZM255 179H256V178H255ZM141 180H143V179L140 178V181H141ZM220 180H221V179H220ZM231 180H230V182H231ZM233 180H235V179H233ZM131 181H132V180H131ZM235 181H236V180H235ZM247 181H248V180H247ZM249 181H250V180H249ZM255 181H256V180H255ZM258 181H259V180H258ZM217 182H218V181H217ZM219 182H220V181H219ZM221 182H222V181H221ZM224 182H226V181L224 180ZM227 182H228V184H230L229 181H227ZM236 182H237V181H236ZM256 182H257V181H256ZM256 182H255V183H256ZM128 184H130V183H128ZM223 184H224V183H223ZM228 184H227V187H228V188H230V186H234V185H229V186H228ZM242 184H243V183H242ZM132 185H133V184H132ZM218 185H219V184H218ZM238 185H239V184H238ZM220 186H222V185H220ZM235 186H236V184H235ZM240 186H241V185H240ZM247 186H248V185H246V187H247ZM227 187H226V188H227ZM242 187H243V185H242ZM246 187H245V188H246ZM248 187H249V186H248ZM130 188H131L133 191H137V193H136V194H137V195H136V199H135V200H133L134 198H133V199H132V198H130V199H125L127 195H124V197L121 199V202H120V203L123 205V206L120 205V207H122V210L119 211L118 213L116 212V216H115V217L109 222V224H108L107 227L105 228V232L103 233L104 236H105V237L103 236V237L105 238L104 240H106L107 237L110 236L112 233H114V234L118 233V231H120V229L123 228V227H120L122 223H123V224H126V226L128 227V223H129V221L131 220V217H130V220H128V219H129V215H132V213H133V211H134V210H133V206H134V205L137 206V204H140V203H142V204H144V205L146 204V203H144L145 195H144L142 189H141L140 187H135V188H134V187H132V186H130ZM214 188H215V187H214ZM216 188H217V187H216ZM226 188H225L224 190H226ZM236 188H237V186H236ZM238 188H239V187H238ZM253 188H254V187H253ZM134 189H136V190H134ZM210 189H211V188H210ZM217 189H218V188H217ZM220 189H221V188H220ZM243 189H244V187H243ZM212 190H213V189H212ZM221 190H223V187H222ZM224 190H223V191H224ZM230 190H231L230 193H232V189H230ZM234 190H235V189H234ZM249 190H250V188H249ZM251 190H252V189H251ZM226 191H227V190H226ZM226 191H224V192H226ZM237 191H239V189H238ZM240 191L244 192L242 189H240ZM216 192H217V191H216ZM218 192H219V191H218ZM224 192H221V193L223 194ZM233 192L236 193V191H233ZM227 193H229V192L227 191ZM227 193H226V194H227ZM245 193H246V191H245ZM251 193H253V192H251ZM254 193H255V192H254ZM254 193H253V194H254ZM210 194H211V190H210ZM210 194H209V195H210ZM217 194H218V193H217ZM240 194H241V193H240ZM242 194H244V193H242ZM255 194H256V193H255ZM205 195H206V194H205ZM228 195H229V194H228ZM231 195H233V193H232ZM231 195H230V196H231ZM249 195H250V194H249ZM249 195H248V196H249ZM203 196H204V195H203ZM203 196H202V198H203ZM213 196H214V195H213ZM221 196H222V195H221ZM226 196H227V195H226ZM234 196H236V195H234ZM152 197H153V196H152ZM205 197H206V196H205ZM209 197H211V196H209ZM214 197H216V195H215ZM217 197H218V195H217ZM223 197H224V195H223ZM223 197H222V199H223ZM237 197H238V196H237ZM199 198H200V197H199ZM220 198H221V197H220ZM224 198H225V197H224ZM227 198H228V197H227ZM227 198H226L225 200H228ZM244 198H245V197H244ZM253 198H255V197H253ZM212 199H213V198H212ZM235 199H236V198H235ZM245 199H246V198H245ZM152 200H153V199L151 198V201H152ZM200 200H201V199H200ZM202 200H203V199H202ZM208 200H209V199H208ZM151 201H150L149 203H151ZM209 201H210V200H209ZM212 201H213V200H212ZM214 201H216V200H214ZM220 201H221V200H220ZM228 201H229V200H228ZM236 201L238 202V199H237ZM249 201H250V200H249ZM256 201H257V200H256ZM256 201H255V202H256ZM147 202H148V200H147ZM207 202H208V201H207ZM210 202H211V201H210ZM210 202H209V203H210ZM216 202H217V201H216ZM226 202H227V201H226ZM230 202H231V200H230ZM233 202H234V200H233ZM243 202H244V199H243ZM243 202H242V204H243ZM152 203H154V202H152ZM158 203H159V202H158ZM205 203H206V202H205ZM209 203H208V204H209ZM218 203H219V202H218ZM224 203H225V201H224ZM231 203H232V202H231ZM161 204H162V203H161ZM165 204H166V203H165ZM210 204H211V203H210ZM210 204H209V205H210ZM233 204H234V203H233ZM246 204H247V203H246ZM252 204H253V203H252ZM254 204H255V203H254ZM144 205H143V206H144ZM149 205H150V204H149ZM149 205H145L144 208H145L146 206H149ZM151 205H152V204H151ZM151 205H150V206H151ZM155 205H156V204H155ZM155 205H153V207H154ZM168 205H169V204H168ZM209 205H208V207H211V206H209ZM216 205H217V204H216ZM222 205H223V204H222ZM222 205H221V206H222ZM234 206H235V204H234ZM236 206H237V205H236ZM245 206H246V205H245ZM252 206H253V205H252ZM137 207H138V206H137ZM158 207H159V206H158ZM169 207H171V206L169 205ZM224 207H225V206H224ZM224 207H223V208H224ZM148 208H149V207H148ZM148 208L146 207V210H147ZM167 208H168V207H167ZM225 208H226V207H225ZM136 209H137V208H136ZM149 209H150V208H149ZM207 209H209V208H206L205 211H206ZM210 209H212V207H211ZM210 209H209V210H210ZM154 210H156V209L154 208ZM158 210H160V208H159ZM162 210H164V208H163ZM167 210H168V209H167ZM172 210H173V209H172ZM139 211H140V210H139ZM156 211H157V210H156ZM156 211H155V214H156ZM160 211H161V210H160ZM160 211H158V212H160ZM164 211H165V210H164ZM168 211H169V210H168ZM168 211H167V212H168ZM207 211H208V210H207ZM210 211H211V210H210ZM210 211H208V212H210ZM143 212H144V211H143ZM152 212H153V211H152ZM152 212H151V213H152ZM161 212H162V211H161ZM169 212H170V211H169ZM135 213H137V212L134 211V214H135ZM138 213H139V212H138ZM153 213H154V212H153ZM162 213H163V212H162ZM242 213H243V211H242ZM139 214H140V213H139ZM142 214H143V213H142ZM155 214H154V215H155ZM158 214H159V213H158ZM170 214H171V213H170ZM170 214H169V215H170ZM136 215H138V214H136ZM140 215H141V214H140ZM143 215H145V214H143ZM143 215H142V216H143ZM146 215H147V214H146ZM148 215H149V214H148ZM148 215H147V216H148ZM156 215H157V214H156ZM156 215H155V216H156ZM160 215H161V214H160ZM166 215L168 216V213H167V214H164V216H166ZM142 216H141V217L138 216V217H140V219H141V218L143 219L144 216H143V217H142ZM157 216H158V215H157ZM161 216H162V215H161ZM161 216H160V217H157V218H160V219H161ZM164 216H163V217H164ZM135 217H136V216H135ZM135 217L133 216V218H135ZM151 217H152V216H151ZM151 217L149 216V218H151ZM163 217H162V219H164ZM133 218H132V219H133ZM146 218H147V217H146ZM157 218H156V219H157ZM137 219H139V218H137ZM137 219H136V220H137ZM151 219H152V218H151ZM151 219H150V222L153 221V220L151 221ZM165 219H166V218H165ZM169 219H170V216H169ZM134 220H135V219H134ZM147 220H148V219H147ZM167 220H168V219H167ZM136 222H137V221H135V224H136ZM140 222H141V220H140ZM143 222H146L145 219H144ZM147 222H148V221H147ZM159 222H160V223H163V222L160 221V220H159ZM133 223H134V221H133ZM156 223H157V222H156ZM160 223H159V224H160ZM130 224H131V222H130ZM141 224H142V223H141ZM143 224H145V223H143ZM146 224H147V223H146ZM151 224H152V223H151ZM151 224H150V225H151ZM159 224H158V225L156 224V225L159 226ZM132 225H133V224H132ZM132 225H131V226H132ZM138 225H140V224L138 223ZM161 225H162V224H161ZM129 226H130V225H129ZM140 226H141V225H140ZM148 226H149V224H148ZM148 226H147V227H148ZM152 226H153V224H152ZM149 227H150V226H149ZM102 228H103V225H102ZM98 229H99V228H98ZM139 229H141V228H139V227H135V225H134L133 228H132V227H131V228L128 227V229H127L128 232H126V233L129 234V232H130V234L133 236V239H134V237H137V238L139 239V237L137 236L138 233H139V234H143V232H141V231H140L141 233L138 232ZM143 229H145V227H144ZM147 229H149V228H147ZM166 229H167V228H166ZM121 230H122V229H121ZM123 230L126 231V229H124V228H123ZM145 230H146V229H145ZM145 230H144V232H145ZM103 231H104V230H103ZM125 231H124V232H125ZM163 231H164V230H163ZM137 232H138V233H137ZM193 232H194V231H193ZM121 233H122V232L120 231L119 234H121ZM130 234H129V235H130ZM112 235H113V234H112ZM112 235H111V236H112ZM121 235H122V234H121ZM131 235H130V239L132 238ZM263 235H264V234H263ZM123 236H125V234H123ZM123 236H121V237L123 238ZM121 237H120V238H121ZM125 237H127V236H125ZM108 238H109V237H108ZM124 239H125V238H124ZM133 239H132V240H133ZM113 240H114V239H113ZM121 240H122V239H121ZM249 240H250V239H249ZM102 241H103V240H102ZM134 241H135V240H134ZM104 242H105V241H104ZM137 242H138V241H137ZM100 243H101V242H100ZM101 244L103 245V242H102ZM101 244H100V245H101ZM100 245H99V246H100ZM102 245H101V246H102ZM99 246H98V247H99ZM104 246H105V245H104ZM104 246H103L102 248H104ZM99 248H100V247H99ZM102 248H100V249L103 251ZM106 248H108V247L106 246ZM100 249H98V250H100ZM108 249H110V247H109ZM108 249H105V250H108ZM101 250H100V251H101ZM100 251H99V252H100ZM72 256H73V255H72ZM72 256H71V257H72ZM79 258H80V257H79ZM75 259H76V256H75ZM87 259H88V257H86V258L84 257V258H83L81 261H79L77 264H82V262H83V263H84V262H87V264H92V263H93L92 260H89V259L87 260ZM85 264H86V263H85Z\"/></svg>",
    "mask_w": 264,
    "mask_h": 264
},
{
    "label": "crops",
    "instance_id": "crops-1",
    "mask_svg": "<svg viewBox=\"0 0 264 264\" xmlns=\"http://www.w3.org/2000/svg\"><path fill=\"white\" fill-rule=\"evenodd\" d=\"M33 232L30 264H77L90 246L82 243L80 231L76 228L57 229L41 223Z\"/></svg>",
    "mask_w": 264,
    "mask_h": 264
}]
</instances>
